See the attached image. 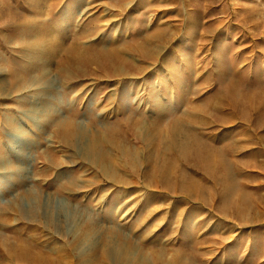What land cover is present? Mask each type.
Wrapping results in <instances>:
<instances>
[{"label":"rangeland","instance_id":"1","mask_svg":"<svg viewBox=\"0 0 264 264\" xmlns=\"http://www.w3.org/2000/svg\"><path fill=\"white\" fill-rule=\"evenodd\" d=\"M0 264H264V0H0Z\"/></svg>","mask_w":264,"mask_h":264},{"label":"bare ground","instance_id":"2","mask_svg":"<svg viewBox=\"0 0 264 264\" xmlns=\"http://www.w3.org/2000/svg\"><path fill=\"white\" fill-rule=\"evenodd\" d=\"M88 144H90V143H88ZM88 144H87V146H88ZM86 146V145H85ZM90 146V145H89ZM85 148V147H84ZM89 148V147H88ZM90 148H92V147H90ZM91 151V150H90ZM124 250V249H123ZM120 251H117V254L119 253ZM123 252H125V251H123ZM122 253V252H121ZM124 254V253H123ZM120 255H122V254H120Z\"/></svg>","mask_w":264,"mask_h":264}]
</instances>
